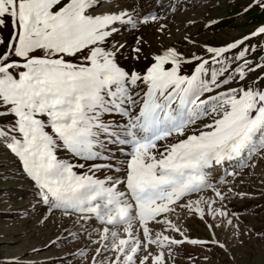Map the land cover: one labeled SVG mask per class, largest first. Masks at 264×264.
I'll return each instance as SVG.
<instances>
[{
  "label": "snow or ice",
  "instance_id": "obj_1",
  "mask_svg": "<svg viewBox=\"0 0 264 264\" xmlns=\"http://www.w3.org/2000/svg\"><path fill=\"white\" fill-rule=\"evenodd\" d=\"M187 7L0 0V149L33 188L37 223L67 222L49 243L84 238L69 253L80 264H176L184 244L230 264L242 237L264 241L233 207L254 198L240 189L264 165V18L217 45L185 32L181 52L164 40ZM253 9L264 15V0L236 15ZM190 220L209 238L190 237Z\"/></svg>",
  "mask_w": 264,
  "mask_h": 264
},
{
  "label": "rangeland",
  "instance_id": "obj_2",
  "mask_svg": "<svg viewBox=\"0 0 264 264\" xmlns=\"http://www.w3.org/2000/svg\"><path fill=\"white\" fill-rule=\"evenodd\" d=\"M247 2L248 0H186V4L191 7H187L182 13H177L175 20L167 25L172 30L173 36L170 40L165 39L164 43L166 45L174 43L181 52H186L191 49L181 46L185 32L194 36L198 43L213 45L246 34L264 18V15L255 9L238 17L236 14ZM184 18L196 20V27L182 23ZM209 19L217 20L218 23L205 28L204 25ZM154 27L144 30V35L153 41V49L159 46V42L152 37ZM177 28L180 29L179 32ZM9 32L10 29H4L2 34L7 38ZM125 36L128 43H133L130 35L125 34ZM147 50L145 47V51ZM145 63L147 61L141 60L137 68ZM262 177H264V165L258 166L252 176L245 177V185L240 189L252 193L254 198L233 203L244 224L254 227L257 231L264 230V194H260L264 190V185L260 182ZM246 207L247 211H245ZM42 212L43 208L35 204L34 190L30 182L22 177L14 158L0 149V264H80V258L78 256L73 258L69 253L85 244L84 238L81 237L78 242L49 243L57 236L67 235L66 232L62 233L67 222L57 221L54 224L53 220L49 219L46 223L38 224ZM185 227L188 228V235L192 238H209L208 231L198 220L188 221ZM217 236L222 238L220 233H217ZM242 239L243 245L236 244L231 248L235 260L230 264H264V241L256 238L249 240L247 237ZM177 251L176 264H190L189 255L195 258V264H224L226 260L218 248L209 251L200 246L184 244ZM204 256L208 257L207 261L202 259Z\"/></svg>",
  "mask_w": 264,
  "mask_h": 264
}]
</instances>
